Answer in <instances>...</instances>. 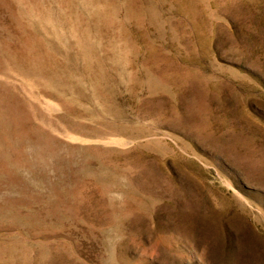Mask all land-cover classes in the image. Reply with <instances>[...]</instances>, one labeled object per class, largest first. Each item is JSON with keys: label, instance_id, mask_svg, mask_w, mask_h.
Returning a JSON list of instances; mask_svg holds the SVG:
<instances>
[{"label": "rangeland", "instance_id": "rangeland-1", "mask_svg": "<svg viewBox=\"0 0 264 264\" xmlns=\"http://www.w3.org/2000/svg\"><path fill=\"white\" fill-rule=\"evenodd\" d=\"M0 264H264V0H0Z\"/></svg>", "mask_w": 264, "mask_h": 264}]
</instances>
